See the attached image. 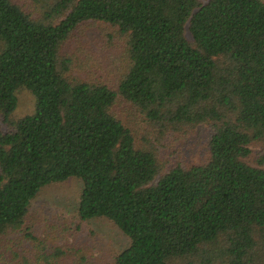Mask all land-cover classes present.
I'll use <instances>...</instances> for the list:
<instances>
[{"label": "trees", "instance_id": "obj_1", "mask_svg": "<svg viewBox=\"0 0 264 264\" xmlns=\"http://www.w3.org/2000/svg\"><path fill=\"white\" fill-rule=\"evenodd\" d=\"M33 3L0 0V264H31L8 237L34 241L31 201L70 177L78 217L129 240L112 264H264V0ZM86 22L121 40L114 77L73 73L63 48ZM21 88L33 110L13 119ZM145 130L207 132L170 156Z\"/></svg>", "mask_w": 264, "mask_h": 264}, {"label": "rangeland", "instance_id": "obj_2", "mask_svg": "<svg viewBox=\"0 0 264 264\" xmlns=\"http://www.w3.org/2000/svg\"><path fill=\"white\" fill-rule=\"evenodd\" d=\"M29 4L35 7L33 0ZM37 9V8H36ZM78 40L66 43L63 52L73 62L75 68L80 70L91 61L93 66L87 64L96 76L103 74L104 77H114L112 58L123 57V45L112 27L94 22L84 23L76 32ZM109 37H113L111 41ZM117 41L113 43L114 38ZM111 39V38H109ZM111 65V66H110ZM73 70L74 74L84 76L81 71ZM113 79V78H108ZM107 79V80H108ZM17 107L12 113V118L23 116L32 112L34 99L28 90L21 88L17 91ZM120 114L131 115L129 117L140 120L141 115L134 107L124 104L119 108ZM7 127L2 123L0 117V130ZM143 132L144 130H140ZM156 142L160 151L177 156L187 153L191 148H197L200 133L205 134L207 130H181L166 131L165 135L159 136V130H145ZM82 189V181L76 177H70L62 182L48 184L41 188L36 197L31 201L24 226L35 237L34 241L26 238L23 229L11 233L8 243L15 246L17 255H24L31 264H112V258L124 249L128 238L124 233L105 218H92L82 220L78 217L77 201ZM1 244V243H0ZM55 248L78 250L77 257L59 259L54 253ZM44 250V251H43ZM47 254L50 263L41 259L40 255ZM83 259V260H80ZM19 264H27L21 258L17 259ZM28 262V263H29Z\"/></svg>", "mask_w": 264, "mask_h": 264}]
</instances>
